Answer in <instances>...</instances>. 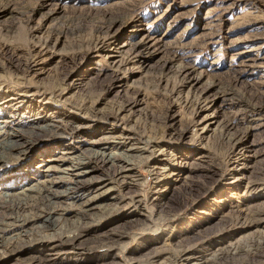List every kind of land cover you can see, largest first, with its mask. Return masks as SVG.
Returning a JSON list of instances; mask_svg holds the SVG:
<instances>
[{"label":"rangeland","instance_id":"rangeland-1","mask_svg":"<svg viewBox=\"0 0 264 264\" xmlns=\"http://www.w3.org/2000/svg\"><path fill=\"white\" fill-rule=\"evenodd\" d=\"M0 119L28 132L59 124L0 162L11 195L0 264H172L182 251L188 264L246 262L234 249L264 234V219L252 223L264 210V0H0ZM99 147L132 149L130 166L92 159ZM66 149L106 181L52 198L54 231L14 227L51 208L32 192L17 205L22 188L71 184L54 171ZM19 233L25 247L11 253ZM248 260L264 264L263 248Z\"/></svg>","mask_w":264,"mask_h":264},{"label":"bare ground","instance_id":"bare-ground-1","mask_svg":"<svg viewBox=\"0 0 264 264\" xmlns=\"http://www.w3.org/2000/svg\"><path fill=\"white\" fill-rule=\"evenodd\" d=\"M197 107H198V105H197ZM195 108L196 107H194V109ZM200 108H202V107H200ZM198 111H199V109H198ZM196 115H197V112H195V113L193 112L191 116H196ZM11 123H12V120L0 119V162H9L11 160L14 161V160L19 159V158L24 159L27 155V151H28L30 145L34 142L35 139L40 138L45 133H48V134L56 133V131L59 129V124L46 122L45 125H39V126L31 127L33 130H29V132L23 131L21 128L9 130V127H10L9 124H11ZM27 135H29V137H27ZM59 137H61V135H59ZM119 138H121V137L120 136L118 138L116 137V139H119ZM98 141H92L91 145L97 144V146H105L104 144H101V142H98ZM99 148L102 150L99 149L98 152H96V151L92 152L91 149H87V150L85 149V151H87L88 153L92 152L95 154V155H93V157L91 156L92 159L97 158V156H101L103 158L102 159L103 162L109 163L110 166H115L114 160L119 158V160L122 162V164H124V167L120 166V169L117 170L118 174H121L122 172L125 171L127 166H130V163H131L129 160L130 155L128 156L127 154H129L132 151V149H130V148L123 149L121 151V153L117 154V155L114 153L113 154L110 153L109 155H105L103 149H106V148L105 147H103V148L99 147ZM66 150H70V149H66ZM72 151H74V150L71 149L70 151H65L62 153L63 156L61 157L60 161L64 164H68V165H66V167L64 169H61V170L55 169L54 170L57 172H61L62 174H65L66 178L72 180L71 184L66 185V187H64L61 191H55V190L53 191L51 189L50 186L58 184L57 183L58 181L56 182L55 180L54 181H46L47 182L46 184H48V186H46V184H45L43 186V189H40L37 187H27V188L24 187V188H22L23 191H20V194L23 197H19L17 199L18 200L17 205H23V203L25 205L26 199L33 198V197L29 198V196H27L25 194H29L32 192V193L36 194L35 196H37V198H35V199L37 200V202L41 201V204H42L45 201L47 203V206L49 205V206H51V208H48V209H46L45 207L41 208V211L36 212V216H34V215L29 216L28 215V216H25L26 219H22V220L20 217H17V216H16L17 218L13 217L12 221H13L14 227H16V228L25 227L31 221H37V222H39V225L37 227H39V229L42 230L41 232H44V231L47 232V230H53L54 231L57 227L56 221H58V220H56V218L54 219L53 216H54V213L57 211L58 207L55 206L57 203L55 201H53L52 198L61 197L64 199L73 200L75 197H77L75 194L77 193L79 184L85 183V185H86V184H89L92 181H94V179H98L100 182H102V184L104 181H106L103 178H95V176H93V175H90V177H85L86 175L93 173V170L89 169L90 167L82 168L81 167L82 164H85L86 161L83 162V157L80 155L73 156L74 152H72ZM66 157H68V158H66ZM88 161H90V160H88ZM47 171H50V170H47ZM51 171H53V170H51ZM83 178H87L86 181H83ZM56 179H63V178L59 177ZM10 198H11V195L9 194V192H7L3 189L0 190V202L4 201V204L8 203V202H10L9 201ZM22 201H23V203H22ZM114 213H115V211H113L111 214H114ZM263 219H264V210H259V211L254 212L252 214V223L254 222L255 224H257ZM8 230H9V228H8ZM79 234L76 233L75 231L74 232H68V234L65 232V234L62 235V238H60V240H62L61 242H63V244H71L73 246V245H75L76 240L81 236ZM21 238H22V235H21V233H19V234H17V238L12 239L11 243L4 244V246H6V249H8L9 252H11V253L16 252L17 250H22V248L25 247L26 241L23 242V240ZM50 239L45 240V242L50 241ZM58 241H59V239H58ZM43 242L44 241H42V243ZM252 243L253 244H251L250 246L253 248H251V249H247L245 251L238 249L239 247L234 249L235 253L243 251V252H246L248 254L247 258H246V262L241 261V263L239 262L240 264H255L256 263V262L249 261L248 257L250 255H252L253 257L256 256V252L260 248H263V251H264V234L262 233L261 235L257 236L256 241L252 240ZM60 244L61 243H59V244L51 243L50 248H52L53 252H55V253H61L62 248H61ZM235 244H234V246H235ZM246 244H248V243H246ZM229 249H230V247H229ZM228 254H230V253H228ZM233 254L234 253L232 252V255ZM192 255L193 254H191L189 251H182L178 257H175V259L172 260V264H188L190 257ZM221 256L222 255H219V254H217V255L212 254V257H213L212 261H217V260L222 259ZM237 258H239V257H237ZM44 263L46 264L45 260H44ZM258 264H260V263H258Z\"/></svg>","mask_w":264,"mask_h":264}]
</instances>
